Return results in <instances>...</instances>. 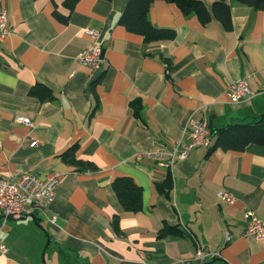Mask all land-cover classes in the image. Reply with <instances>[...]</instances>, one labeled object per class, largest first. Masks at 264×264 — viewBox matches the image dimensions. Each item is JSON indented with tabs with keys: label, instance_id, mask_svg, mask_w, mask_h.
<instances>
[{
	"label": "crops",
	"instance_id": "1",
	"mask_svg": "<svg viewBox=\"0 0 264 264\" xmlns=\"http://www.w3.org/2000/svg\"><path fill=\"white\" fill-rule=\"evenodd\" d=\"M204 1L211 11L215 0ZM127 2L80 0L70 12L62 0H0L11 30L0 48V174L59 182L36 220L0 212V264H202L198 251L216 254L203 264H264V240L242 235L248 211L264 222V147H201L169 167L168 155L158 156L191 141L190 119L213 124L215 116L226 126L264 115V11L232 3L226 30L158 0L150 21L176 36L147 43L120 24ZM88 29L101 34L99 70L78 62L92 43ZM239 80L251 94L233 103L228 89ZM39 84L56 99L31 96ZM73 146L84 167L64 161ZM169 175L173 188L159 192ZM123 177L143 189L138 213L125 211L113 190ZM224 191L236 201L222 200ZM167 227L184 235L162 236Z\"/></svg>",
	"mask_w": 264,
	"mask_h": 264
},
{
	"label": "trees",
	"instance_id": "2",
	"mask_svg": "<svg viewBox=\"0 0 264 264\" xmlns=\"http://www.w3.org/2000/svg\"><path fill=\"white\" fill-rule=\"evenodd\" d=\"M80 0H62L64 8L73 12ZM113 1V0H107ZM158 0H128L120 24L130 33L140 35L147 43L171 41L176 32L173 29L158 28L149 19V12ZM176 5L185 16H196L202 24H209L213 19L223 25L226 30L232 29L231 4L238 3L264 11V0H215L212 10L209 11L204 0H162ZM54 16L61 22H67V17L56 9ZM30 95L40 102L53 101L56 96L49 87L39 84L34 86ZM213 143L209 153L221 150L222 152H244L251 145L264 147V115L253 123H236L215 127L210 123ZM77 146L68 149L63 155L65 162L78 168L84 167V162L76 158ZM119 202L127 212L138 213L143 209V189L131 178H117L112 184ZM173 188V179L169 175L164 183L157 184L159 192H168ZM117 226V222H115ZM162 236L170 234L184 235L178 227H167Z\"/></svg>",
	"mask_w": 264,
	"mask_h": 264
},
{
	"label": "built area",
	"instance_id": "3",
	"mask_svg": "<svg viewBox=\"0 0 264 264\" xmlns=\"http://www.w3.org/2000/svg\"><path fill=\"white\" fill-rule=\"evenodd\" d=\"M87 34L92 38V43L78 56L79 64L92 70L101 69L105 63L104 50L101 43L100 32L88 29ZM8 27V15L6 11L0 13V48L4 40L10 35ZM231 101L238 103L243 98L250 97V89L245 80L235 81L228 89ZM18 121L28 126H32L29 119L18 118ZM187 132L191 138L188 144H182L181 149L175 148L170 151L167 147L159 155L167 154L171 162L166 167L173 166L176 160L188 158L190 153L197 148H209L212 143V132L210 123L206 120L190 119L186 125ZM149 156L154 154L148 153ZM56 178L42 180L37 174H21L18 176L9 175L7 177L0 174V212L6 219L22 220L37 214L46 212L54 203L56 198L55 188L58 185ZM220 198L227 203H234L235 196L224 191L219 194ZM248 224L242 235L245 238H253L258 241L264 240V222L259 220L256 213L248 211L246 213ZM55 219V218H54ZM232 240L231 232L225 234V242ZM7 253L6 246L0 241V255ZM216 254H204L198 251L196 259L204 263L207 259H214ZM177 264H192L190 260L182 259Z\"/></svg>",
	"mask_w": 264,
	"mask_h": 264
},
{
	"label": "water",
	"instance_id": "4",
	"mask_svg": "<svg viewBox=\"0 0 264 264\" xmlns=\"http://www.w3.org/2000/svg\"><path fill=\"white\" fill-rule=\"evenodd\" d=\"M103 56H104V53H103ZM212 119H214L213 120V125L215 126V127H217L218 126V122L215 120V116L214 117H212ZM34 220H36V217L35 216H31ZM27 218V217H26ZM26 218H23V219H26Z\"/></svg>",
	"mask_w": 264,
	"mask_h": 264
}]
</instances>
